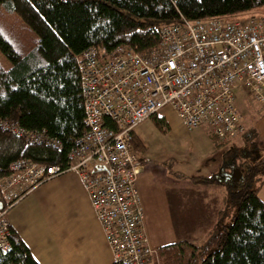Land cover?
<instances>
[{"label": "built area", "instance_id": "obj_1", "mask_svg": "<svg viewBox=\"0 0 264 264\" xmlns=\"http://www.w3.org/2000/svg\"><path fill=\"white\" fill-rule=\"evenodd\" d=\"M66 1V0H63ZM83 130L66 153L64 165L19 158L0 179V250L9 248L4 212L36 185L66 171L77 172L90 206L119 264H152L143 212L135 186L148 159L131 147L135 127L164 107L186 130L206 126L220 141L245 130L234 90L246 88L264 102V16L208 18L163 25L158 45L138 52L118 45L108 54L86 50L78 61ZM7 131L32 144L59 147L44 131H28L0 119Z\"/></svg>", "mask_w": 264, "mask_h": 264}, {"label": "trees", "instance_id": "obj_2", "mask_svg": "<svg viewBox=\"0 0 264 264\" xmlns=\"http://www.w3.org/2000/svg\"><path fill=\"white\" fill-rule=\"evenodd\" d=\"M263 6L264 0H0V52L10 63L7 69L0 66V119L13 120L28 131H44L60 143L56 148L32 144L0 131V179L19 158L64 165L84 128L78 61L86 50L108 54L128 45L147 52L158 45L163 25L181 19H228ZM150 119L167 130L163 118ZM257 135L248 125L234 145L233 139L220 141L209 131L216 148L227 146L221 164L225 182L216 174L192 175L189 180L222 184L225 204L198 242L182 240L156 248L157 264H264V202L258 196L264 185V155L255 157ZM131 147L137 153L145 150L134 132ZM233 168L241 169L236 184L228 179ZM229 205L233 212L225 221ZM0 206L4 208L1 196ZM7 240L0 264H38L11 227Z\"/></svg>", "mask_w": 264, "mask_h": 264}, {"label": "crops", "instance_id": "obj_3", "mask_svg": "<svg viewBox=\"0 0 264 264\" xmlns=\"http://www.w3.org/2000/svg\"><path fill=\"white\" fill-rule=\"evenodd\" d=\"M157 116L163 118L167 124L168 132L165 136L172 142L171 157L151 159L146 149L138 153L149 162L140 169L135 181L143 212L144 233L153 249L160 246L155 247L150 243L146 231L145 207L149 201L155 198L162 200L167 195L171 203L168 206L162 205L174 209L177 206L176 201L183 197L184 189L181 187L189 186L193 190L188 194L190 206L196 208L199 203L201 215L210 211L212 216H215L213 222L210 220L212 224L209 230L216 220L217 211L225 204V195L220 191V186L223 185L194 184L189 177L216 174L222 183L226 179L221 171L226 147H215L209 137L210 130L206 126L204 130L206 129L208 133L210 145L207 146L205 143L200 152L196 150L187 152L179 149V143H184L182 136L186 131L197 127L186 130L169 107L162 108ZM146 120L140 122L133 131L141 143L142 140L135 130ZM259 127L264 128L263 123H260ZM166 162H169V165H166ZM154 181L158 183L153 187ZM187 181L194 185L187 184ZM263 188L264 185L258 195L264 202V197L261 196ZM218 191L220 195L214 194ZM214 195L217 196L215 203L212 202ZM4 219L20 236L38 264H111L114 261L111 249L90 206L84 183L75 171H66L54 176L20 195L5 210Z\"/></svg>", "mask_w": 264, "mask_h": 264}, {"label": "rangeland", "instance_id": "obj_4", "mask_svg": "<svg viewBox=\"0 0 264 264\" xmlns=\"http://www.w3.org/2000/svg\"><path fill=\"white\" fill-rule=\"evenodd\" d=\"M251 14L264 16V6L238 13L225 20L242 18ZM9 65V60L0 52V66L3 69H7ZM233 93L235 107L243 118L242 121L244 123L245 130L247 129L248 125H251L254 126L259 133L256 138V143L258 144L259 148L255 157L260 158L264 155V133H262L264 132V128L260 129L259 127L260 123H263L264 125V102H257L254 100V98L248 94L246 88L244 87L235 89ZM204 128L206 127L202 125L200 127L194 128L191 131H186L182 136V141L184 143H179V149L187 152H193V150L200 152L205 147V143H207V146H209L210 140H208V133L206 129L204 130ZM167 132V130L163 132L161 129L157 128L150 118L139 125L135 130V133L138 134L142 140V143L146 149V153H148V156L151 159H154V157L155 159H161L166 156L171 157L170 152H172V142L169 141L170 138L165 136ZM240 135L233 139L234 145L235 143L238 145ZM228 145H230V143H228ZM225 147L227 148V146ZM243 161L246 163L250 162V160L246 159ZM166 165H169V162H166ZM240 177L241 169L233 168L228 176V179L229 181L236 184ZM157 183L158 182L154 181L152 186L154 187ZM186 183L190 184L191 186L194 185L188 181ZM181 188L184 189L182 195L183 197L176 201L177 206L174 209L164 207L171 203L167 195L166 198H163L162 200L155 198L154 200L149 201L145 207V213L147 217L146 231L148 233L150 243L155 247L173 242L175 243L181 240H188L194 243L198 242L205 236L209 226L212 224L210 223V220L213 222V217L215 216H212V212L209 211L206 214L201 215L199 203L198 207L196 208L190 206L188 194L193 192V190L189 188V186L186 188V185ZM220 191H223L225 195L223 186H220ZM220 191L215 192L214 194L219 193L220 195ZM261 196L264 197V190H262ZM213 197L214 199L212 202L215 203L217 196L214 195ZM162 204H164V206ZM226 210L227 215L225 217V221L229 220L230 215L233 212V206H226ZM157 263L158 257L155 253L152 264Z\"/></svg>", "mask_w": 264, "mask_h": 264}]
</instances>
